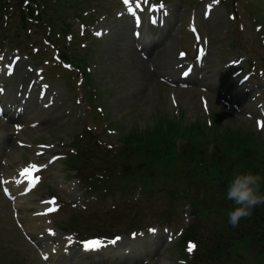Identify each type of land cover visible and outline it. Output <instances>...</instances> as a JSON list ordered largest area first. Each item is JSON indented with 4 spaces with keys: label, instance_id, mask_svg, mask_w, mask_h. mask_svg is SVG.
<instances>
[{
    "label": "rangeland",
    "instance_id": "rangeland-1",
    "mask_svg": "<svg viewBox=\"0 0 264 264\" xmlns=\"http://www.w3.org/2000/svg\"><path fill=\"white\" fill-rule=\"evenodd\" d=\"M85 1L89 4L90 8H95L96 11L100 10L102 14H106L105 12H107V8L111 10L114 7H116V2H114V0H85ZM194 9L198 10L199 7L196 5ZM113 18L114 16L112 15L110 16L109 20L99 22L97 23V27H95V29L99 28L98 29L99 32H101V34L106 35V36H104L101 41H98L96 43L94 49H98L99 52L97 53L96 51L97 58L95 59L93 67H92V64H90V67H89L90 73L93 74V76H95L96 81L99 82L102 88L104 89L110 88L112 82L114 84H117V83L119 84L122 82L124 83L122 87H127L125 82L114 78L115 68H117L116 62L122 63V56L118 55L120 54L118 50L119 51L121 50H120V44L117 45L119 43V39L116 35V31L111 29L112 25L114 26V23H112V21L110 20ZM225 22L226 21L224 19V13H223L222 8H220L219 10L217 9L213 10L210 15L209 20L204 22V28L209 33L217 31V35L215 36V39H216L215 44L217 47L223 46V44L220 43L221 39L219 38V35L225 29ZM103 23H106V25H103ZM252 42L253 40L248 34L243 35V43L246 48H250ZM38 48H40L41 51L43 50V47L42 45H40V43L38 44ZM221 53H226L225 49L215 50L214 61L219 62L218 69H223L224 68L223 63L226 62L225 61L226 58L234 57V55L239 54V51L238 50L230 51L224 55H221ZM127 56H130V54H128ZM211 57H213V54H211ZM127 62L128 61H126V63L124 64L128 66L129 63ZM49 65H51V63H49ZM258 68L263 69L262 66L260 65L258 66ZM137 69L138 71L136 70V68L133 67L130 74H133V71H135L134 76L136 77L137 84L141 91V93H139V96H134L132 99L127 101V98L120 99L118 98L119 96L114 98L115 96L110 97L109 95H105V98L103 100V103L108 105L109 107L108 110L110 114L114 118L119 119V126L124 127V128L126 127L124 125H127L128 128H134L136 126L143 128L145 126H148L155 120L156 109H160L161 111L165 113H170V114L172 111L168 104L167 90L163 86H159V88L154 87L155 86L154 82L150 81L149 78H146L145 71L149 70V66L146 65L143 71H141L139 66L137 67ZM98 73L104 76L105 80L108 82H105L104 78H100ZM257 78L261 79L259 76H257ZM251 80L252 78L247 81V85H245V88L248 89L252 87L253 89H259L261 85L260 80L257 82L254 81L253 83H250ZM261 80H262V83L264 84V77ZM53 84H54L53 87H51L50 89V94L54 96L55 99L59 100L60 102L66 105L67 112H68V115H67L68 122L64 126L63 131L58 132L56 135H54L51 138L50 143H53L55 147L52 150H50V153H54L58 151V149L56 148L58 139L67 141L68 132L69 130L73 129L72 124L74 122H78L81 119V110H82L81 107H78L77 105H75L73 100L70 98L71 96L67 93L66 90H64L62 82L53 81ZM56 86H59L60 89L57 88ZM114 95H118V93ZM188 100L194 101L195 109L191 108L190 106H186L187 116L190 117L191 112L193 111H199V112H196V121L199 120L201 123H203L204 117L202 115L203 113H200L201 111H200V106L197 100V94L190 96ZM130 109L132 112L129 111ZM213 110L214 112L220 115V117H218L220 118V125H224L225 127H228V126L240 127L243 130H246L247 128H249V122L243 116L238 117V119L235 118L234 116H229L223 109L219 108L216 104H213ZM188 119L189 118L187 117V120ZM193 119L194 118L191 117V120ZM23 153H25V155L27 156V158L25 159V162H26L27 159L31 158V152L28 151V152H23ZM49 174H50V171L46 174V177ZM59 186L62 187L60 190H58L61 197H66L71 192V188L67 189V191L64 192L63 188L67 186H64L62 184H59ZM42 193H44V189L42 188L37 191L38 195ZM110 203L111 202L109 201L107 203L103 202L98 205L99 206L98 211L100 210L101 215L107 213ZM160 204H161L160 201L159 202L150 201V202L145 203L144 206L140 205L141 210H142V215H143L141 222L148 221L151 216L152 211L161 210L162 208L160 207L149 210V208H151L152 206L160 205ZM1 216L5 217V219L7 220V223L0 221V239H1L0 245H1V241L4 240V238H10L12 240V237H14L12 233L16 232L15 228H13L11 231H7V229H5L2 226V224L11 226L10 212L6 213L3 211ZM148 224L149 222L146 223L145 225H148ZM17 233L20 234V232H17ZM164 239H165V235L163 236L159 235L156 237L155 240L158 242H161L162 247H163L167 245L166 243H164ZM22 245H23V242H22ZM29 252L33 254L32 257ZM23 253L24 254L29 253L27 254V257L29 258L30 264H42L38 257V254H35V252L32 249H27ZM0 254H1L0 257H3V253H0ZM4 255L6 256L5 253ZM159 261L160 260L156 259L152 263L159 264L157 263ZM94 264H96V262Z\"/></svg>",
    "mask_w": 264,
    "mask_h": 264
},
{
    "label": "clouds",
    "instance_id": "clouds-1",
    "mask_svg": "<svg viewBox=\"0 0 264 264\" xmlns=\"http://www.w3.org/2000/svg\"><path fill=\"white\" fill-rule=\"evenodd\" d=\"M262 180L264 177L259 173L248 170L235 173L228 181L225 199L231 201L233 207L227 210L226 216L227 222L233 227L243 218L251 216L258 205L264 204V193L260 191ZM180 264H183V261Z\"/></svg>",
    "mask_w": 264,
    "mask_h": 264
},
{
    "label": "snow or ice",
    "instance_id": "snow-or-ice-1",
    "mask_svg": "<svg viewBox=\"0 0 264 264\" xmlns=\"http://www.w3.org/2000/svg\"><path fill=\"white\" fill-rule=\"evenodd\" d=\"M128 0H125V3H127ZM203 52V49H201V53ZM184 54L181 53V56H183ZM187 74V73H185ZM150 231H154V230H150ZM133 236H135V234H133ZM113 243L115 241H112ZM103 243L99 240V239H92V240H89V241H86V242H83V247L86 249V250H97L101 247H103ZM195 245H190L189 246V251L192 250V248H194Z\"/></svg>",
    "mask_w": 264,
    "mask_h": 264
},
{
    "label": "bare ground",
    "instance_id": "bare-ground-1",
    "mask_svg": "<svg viewBox=\"0 0 264 264\" xmlns=\"http://www.w3.org/2000/svg\"><path fill=\"white\" fill-rule=\"evenodd\" d=\"M128 53V52H127ZM135 58V61L136 62H132V63H129L128 65H134V68H137L138 66L140 67V69H141V71H143V65H141V60L138 58V57H136V56H134ZM138 65V66H137ZM135 70V69H134ZM145 75H146V71H145ZM147 76V75H146ZM149 78H150V76H148ZM7 140H8V138H7ZM4 142L6 143V140H4ZM18 201H19V199H18ZM18 203L16 202V204L15 205H17ZM25 229L28 231V232H30V233H35V231H36V227L35 226H33L32 225V222H28L27 224H26V226H25Z\"/></svg>",
    "mask_w": 264,
    "mask_h": 264
}]
</instances>
